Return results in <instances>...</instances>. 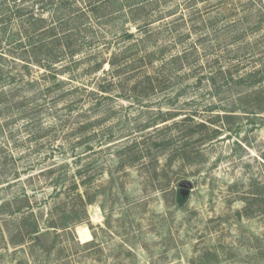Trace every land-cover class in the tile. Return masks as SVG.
<instances>
[{
  "label": "rangeland",
  "instance_id": "1",
  "mask_svg": "<svg viewBox=\"0 0 264 264\" xmlns=\"http://www.w3.org/2000/svg\"><path fill=\"white\" fill-rule=\"evenodd\" d=\"M3 1L0 264H264V0H111L25 61Z\"/></svg>",
  "mask_w": 264,
  "mask_h": 264
},
{
  "label": "trees",
  "instance_id": "2",
  "mask_svg": "<svg viewBox=\"0 0 264 264\" xmlns=\"http://www.w3.org/2000/svg\"><path fill=\"white\" fill-rule=\"evenodd\" d=\"M6 0H4L3 2H5ZM17 0H13V2H15L13 4V20L12 18L10 19V23L12 24H17V35L22 37V39H24L23 37H25V40H19V43L17 44L18 47L21 48V54L19 55V59L23 60V59H29L32 60V56L30 54H33L35 57V51H38V48L36 47L38 44H41L39 46V48L41 49L44 44H46V42L48 41H53L54 43H58L60 40H62V38H60V36H58L59 34H55V31L58 29H64L69 28L68 31H73L75 29H77V26H75V24L80 20V19H85L87 20L88 14H87V10L88 12L91 13V15H95L98 14L97 12L100 10V7H103L105 4H108L109 2H112L111 0H97L96 3H94V0H34V5L33 7H39L38 9L42 11V13H46L47 12H51L49 9L51 8V10L53 9V14H51V21H47L41 18L40 16H36L35 14H33L32 12H28L27 11V6H23L24 3H22L21 1L16 4ZM26 1V0H24ZM55 1V2H54ZM82 2V3H80ZM81 5V6H77V5ZM83 5V7H82ZM80 7V8H79ZM104 16H101V18ZM9 23V24H10ZM0 28H2L3 30L4 28V24H3V19H0ZM38 32L40 35L43 36V38L40 39V41H37L36 43L32 44L31 43V37H32V33ZM65 36H63V38L65 39H69L70 36H68V34L66 35L63 34ZM27 41V43L25 42ZM66 41V40H65ZM59 44V43H58ZM25 46H29L30 51L27 52L25 51ZM72 46L70 44H67V46H64V54L67 57L70 58H74L75 55L80 51L79 48L76 49H72ZM33 48V49H31ZM68 48V51H67ZM72 49L71 51H69V49ZM23 51V52H22ZM30 55L28 58H25L26 56L24 55ZM48 55V56H47ZM48 57V61L50 62L55 60V56H52L51 54H46L45 57ZM2 57V56H0ZM1 59V58H0ZM25 61V60H23ZM36 62L38 60H35ZM110 65L113 68L114 63H110ZM1 63H0V68H1ZM101 65L96 64L95 68H92V70H98V68H100ZM114 69V68H113ZM2 76V71L0 70V78ZM101 89H105V88H101ZM104 92V91H103ZM161 122L160 123H164L168 120L171 119V116L168 115V113L166 114H161ZM188 119H190L188 116L182 118L180 120V122L184 123L186 121H188ZM156 124L150 126V127H154ZM202 126H204L202 124ZM147 127V128H150ZM205 127V126H204ZM113 142V141H110ZM128 156H132L133 160H139L141 159V155L140 154H127L126 157ZM79 175V173H78ZM75 189H77V185L75 186ZM16 201V199H15ZM4 207L8 208V212L10 213L9 215H14L17 213H20L23 210L22 206H18L13 204V202H9L4 204ZM85 207V204H84ZM1 208V206H0ZM82 216V217H81ZM31 217H33V215H31ZM86 219L85 214L82 212V214H80V217L77 218L76 221L72 222L73 225L75 224H80L82 223L84 220ZM35 225V224H34ZM61 229L65 230L67 229V226H61ZM37 233V226H33L30 231L28 232V234H34Z\"/></svg>",
  "mask_w": 264,
  "mask_h": 264
},
{
  "label": "water",
  "instance_id": "3",
  "mask_svg": "<svg viewBox=\"0 0 264 264\" xmlns=\"http://www.w3.org/2000/svg\"><path fill=\"white\" fill-rule=\"evenodd\" d=\"M181 186L184 188V189H187L190 187V185L186 182L182 183ZM52 234L51 232H47V233H44V234H41L40 235V239L42 240V242L44 243H47L51 240V237H52Z\"/></svg>",
  "mask_w": 264,
  "mask_h": 264
}]
</instances>
